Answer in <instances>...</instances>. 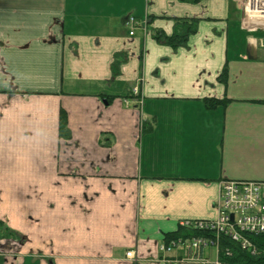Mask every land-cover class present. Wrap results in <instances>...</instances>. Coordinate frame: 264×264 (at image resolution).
Instances as JSON below:
<instances>
[{"label":"crops","instance_id":"0c3cea01","mask_svg":"<svg viewBox=\"0 0 264 264\" xmlns=\"http://www.w3.org/2000/svg\"><path fill=\"white\" fill-rule=\"evenodd\" d=\"M244 6L0 0V249L11 243L7 259L163 264L184 253L159 250L182 221L217 218L222 180L264 181V30L245 26ZM130 17L146 20L147 32L131 36ZM191 19L197 29L184 47L153 36L185 34ZM135 85L142 107L131 98ZM206 98L229 103L209 110ZM215 253L206 251L211 261Z\"/></svg>","mask_w":264,"mask_h":264},{"label":"built area","instance_id":"2783aa9c","mask_svg":"<svg viewBox=\"0 0 264 264\" xmlns=\"http://www.w3.org/2000/svg\"><path fill=\"white\" fill-rule=\"evenodd\" d=\"M243 23L252 30L264 28V0H245ZM146 24V21L130 17V35L135 34L137 27L147 32ZM132 95L136 96L137 105L142 107L144 101L139 86L132 90ZM125 103L128 105L129 101L125 100ZM215 209V220L181 223L182 228L201 232L200 237L164 240L161 243L159 249L162 255L178 249L184 251L180 257H163V264H221L220 237H226L244 249L255 250L252 237L264 235V181L222 180ZM209 249L216 251L213 263L206 254ZM127 258L134 259V251H129Z\"/></svg>","mask_w":264,"mask_h":264},{"label":"trees","instance_id":"16d2710c","mask_svg":"<svg viewBox=\"0 0 264 264\" xmlns=\"http://www.w3.org/2000/svg\"><path fill=\"white\" fill-rule=\"evenodd\" d=\"M181 1H190L192 3H198L201 0H181ZM186 22V21H185ZM198 19H191V21L186 22L187 32L185 34H172L168 35L163 31L155 33L154 38L173 49H178L187 45L190 34L195 33L197 29ZM227 68H224L223 72L218 78V81L225 83L227 81ZM229 103V100L224 99H215V98H206L204 99V104L209 110H213L219 107H226ZM151 126L144 127V133L150 132ZM60 135L63 138H69L70 133L67 128V117L64 112L61 113V123H60ZM6 233V232H5ZM201 232H197L192 229L181 228L174 233L166 235V240L173 239H194L200 237ZM213 236V235H211ZM214 237V236H213ZM253 243L255 245V250H249L242 248L239 244L234 243L226 237H220V246L221 250L219 253V260L221 264H264V235H257L252 237ZM0 264H6V258L0 255Z\"/></svg>","mask_w":264,"mask_h":264},{"label":"rangeland","instance_id":"374dc122","mask_svg":"<svg viewBox=\"0 0 264 264\" xmlns=\"http://www.w3.org/2000/svg\"><path fill=\"white\" fill-rule=\"evenodd\" d=\"M5 241V240H4ZM5 244L4 245H2L1 247V249H0V252H3L4 254H5V252L4 251H7L9 248H11L12 249V247L9 245V244H11V243H8V242H4ZM6 257H8L9 256V254H6L5 255ZM214 257H216V253L215 254H213V256H212V259H214ZM216 259V258H215ZM215 261V260H214ZM213 262V261H212ZM19 264V263H17V261L16 260H10V259H7V261H6V264Z\"/></svg>","mask_w":264,"mask_h":264},{"label":"water","instance_id":"95a60500","mask_svg":"<svg viewBox=\"0 0 264 264\" xmlns=\"http://www.w3.org/2000/svg\"><path fill=\"white\" fill-rule=\"evenodd\" d=\"M248 53H249V54H253V53H254V51H253V50H252V51H248Z\"/></svg>","mask_w":264,"mask_h":264}]
</instances>
